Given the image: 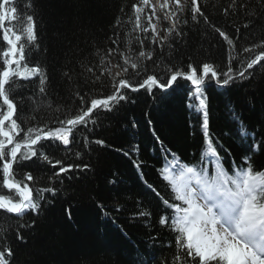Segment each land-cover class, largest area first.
Segmentation results:
<instances>
[{
    "label": "trees",
    "instance_id": "trees-1",
    "mask_svg": "<svg viewBox=\"0 0 264 264\" xmlns=\"http://www.w3.org/2000/svg\"><path fill=\"white\" fill-rule=\"evenodd\" d=\"M139 2L13 0L11 6L17 7L19 14H34L36 21L35 47L22 37L24 61L18 70L24 71L25 64L39 65L46 77L43 85L39 76L12 78L15 83L9 98L16 105L12 119L24 129L17 139L24 137L28 129L47 131L58 126L56 122L66 115H74L80 104L76 93L89 102L110 94L111 78L107 74L101 76L100 71L105 67L113 75L115 68L121 71L124 61L120 54L131 57L147 75H156L161 83L167 79L168 70L180 71L185 76L178 77L167 92L157 87L126 91L128 102L122 101L111 112H94L95 124L79 127L74 133L75 140L68 146L50 140H42L37 146L53 161L63 159L65 164H86L90 171L68 172L50 183L48 178L58 170L50 164L33 157L23 161V167L14 165V181H23L33 189L55 187L57 192L54 197L43 193L45 199L40 202L39 215L28 211L17 217L0 210V228L4 229L0 231V244L13 249L11 264H196L190 258L185 259L184 249L176 241L177 232L159 223L162 214L171 215L161 199L172 202L173 194L171 186L158 175L163 159L170 158L165 149L179 155L188 165L201 159L205 146L201 117L188 107L195 87L186 76L192 68L196 69L198 78L204 79L202 90L207 96L209 135L231 153L226 156L217 148L220 156L233 162L232 168H236L245 154L244 142L238 133L240 122L252 134L247 143L259 145L264 141V69H255L251 80H238L227 86H220L217 80L204 77L202 72L204 63L217 71H227L230 51L236 56L242 47L264 39V0H246V8H238L235 13L230 11L228 15L223 9L231 0H196L207 23L199 15L196 20L192 19L194 6L188 0L177 29L180 36L175 32L168 35L171 23L163 16L159 38L168 35V40L162 44L159 38L157 43H151L155 35L151 29L146 35L139 29L132 30L136 15L133 6ZM240 2L237 0V5ZM145 13L151 14L150 9L144 8L140 13L141 27L147 26ZM118 19L120 25H117ZM220 32L233 41L234 48H229ZM137 38L144 41L145 52H152L151 59L138 57L141 45L136 42ZM112 39L117 40L116 45ZM6 47V42L0 43V61L5 65ZM107 48H115L119 54L107 57L104 65H100L98 53ZM89 67L94 72H88ZM232 67L235 69L237 63H232ZM140 78H146L145 72ZM41 87L45 88L43 94ZM191 100L195 103L194 98ZM0 113H7L2 97ZM10 128L7 121L4 130ZM97 139L104 140L107 146L93 143ZM253 151L256 159L264 164V148ZM225 167L228 168L227 163ZM27 173L33 175V181L24 178L23 174ZM111 180L116 183H109ZM143 181L156 188L160 197L154 194L146 197ZM3 187L0 172V188ZM0 195L16 198L11 190L0 191ZM100 204L105 207L101 209ZM66 209L71 213L70 218ZM140 212L150 215L140 217ZM18 225L25 227L18 228ZM17 231L26 243L16 238Z\"/></svg>",
    "mask_w": 264,
    "mask_h": 264
},
{
    "label": "snow or ice",
    "instance_id": "snow-or-ice-1",
    "mask_svg": "<svg viewBox=\"0 0 264 264\" xmlns=\"http://www.w3.org/2000/svg\"><path fill=\"white\" fill-rule=\"evenodd\" d=\"M187 2L188 0H184L183 3L182 0H164L163 3H160V0H157L164 19L171 23L167 29L168 35L173 32L177 36L181 35L177 29ZM12 3L13 0H0V36H2L0 43L6 42L7 45L6 50L3 51L6 65L4 61H0V68L3 69L0 72V97H2L3 104L7 106V114L0 113L2 115L0 135L3 137L0 139V166H2L0 172H2L4 186L0 188V191L11 190L16 193V198L13 200L5 195H0V210L20 217L28 211L39 215L40 202L45 199L43 193H49L54 197L57 189L55 187L33 189L23 181H14V165L16 168L23 167V161L36 157L58 169L52 177L48 178L50 183L53 180H59L62 174L68 172L91 170L90 166L86 164H65L63 159L53 161L48 155L43 154L41 148L37 147L42 140L59 142L63 146H68L75 140L74 133L79 127L87 128L90 123L95 124L94 112H111L118 109L122 101L128 102L129 97L125 94L126 91L137 92L142 88L151 90L153 87H157L167 92L178 77H184L185 74L180 71L168 70L165 73L167 79L161 83L156 75H147L146 71L137 62L132 61L131 57L120 54L124 61L120 72L113 75L106 67L100 71L101 76L107 74L111 78L110 94L102 98H92L89 102L85 100L84 96L76 93L80 104L74 115H66L65 119L58 120L56 127L47 128L45 125L47 131L40 128L28 129L24 137L17 139L24 129L17 124L16 119H12L16 107L13 99L9 98L15 83L12 78L29 79L32 76H39L41 85H43L46 77L45 70L39 65L28 67L25 64L24 71L18 70L20 63L24 61L22 37L25 42H33L31 47H35L36 21L34 14H19L17 7L11 6ZM191 4L194 6L192 19L196 20L199 15L207 23L208 19L196 4V0H191ZM246 6V0H241L239 5H237V0H231L223 12L228 15L230 11L235 13L238 8L243 9ZM133 8L136 15L132 30L139 29L146 35L151 29L155 33L151 37V43H157L159 33L152 23L153 17L156 16V5H151L149 0H140L139 4L134 5ZM144 8H149L151 14L145 13L147 26L141 27L140 13ZM156 18L159 19V17ZM120 23L121 21L118 19L117 25ZM16 24H20L21 27L16 28ZM216 31L219 32V29ZM168 35L159 38V42L162 44L167 41ZM220 35L225 39L230 49L234 48L233 41L224 32H220ZM136 42L141 45L138 57L141 60L151 59L152 52H145L142 49L144 41L137 38ZM112 44L116 45L117 40L112 39ZM114 54H119L115 48H107L105 52L98 53L101 57L100 65H104L105 59ZM234 62L237 63L235 69L232 67ZM13 65L17 66L16 69L13 68ZM118 67L121 66L118 65ZM129 68L132 69L131 73ZM257 68L264 69V39H261L259 43L242 47L236 56H233L230 51L227 71H217L211 64L204 63L202 72L204 77L210 76L217 80L220 86H227L238 80H251L254 70ZM87 71L92 73L94 69L89 67ZM142 72H145L146 78H140ZM96 79L99 80V76ZM186 79L195 86V92L191 94L195 103H190L188 107L201 117L200 128L205 137V146L201 153V159L192 165L181 163L175 153L165 149L171 159H163V167L158 169V175L161 180L171 186L173 200L170 202L168 199H161V203L171 215L162 214L159 223L167 225L177 232L176 241L184 249L185 259L190 258L196 264H264V164L256 159V152L253 151L254 148H264V141H261L259 145L247 143L248 137L252 134L249 133L247 126L240 122L238 133L244 142L242 147L245 154L241 157L236 168H232L233 162L222 158L217 148L226 156L231 155L229 150L217 138L209 135V113L207 96L202 90L203 79L197 77L195 68H192ZM40 92L43 94L45 88L41 87ZM132 102L135 103V101ZM5 121L11 124L9 130H4ZM149 124H151V120H149ZM153 134L155 135L154 130ZM157 140H159L158 137ZM85 142H87V138H85ZM93 143L102 147L107 146L102 139H97ZM226 163L228 168L225 167ZM136 168L139 171L140 165L137 164ZM23 175L27 181L34 180L31 173ZM109 183L115 184L116 181L111 180ZM143 186L146 197L149 194H154L157 198L160 197V192L147 181H143ZM33 191H35V197ZM98 207L103 209L105 206L100 204ZM66 212H68L67 209ZM68 215L70 218L71 213L68 212ZM138 215L146 217L150 213L140 212ZM32 226H34V222ZM17 227L25 226L18 225ZM0 231H4V229L0 228ZM16 238L26 243L19 231L16 233ZM0 249H3L0 250V264H11V258H13L11 246L0 244ZM176 260L179 261L180 256H177Z\"/></svg>",
    "mask_w": 264,
    "mask_h": 264
},
{
    "label": "bare ground",
    "instance_id": "bare-ground-1",
    "mask_svg": "<svg viewBox=\"0 0 264 264\" xmlns=\"http://www.w3.org/2000/svg\"><path fill=\"white\" fill-rule=\"evenodd\" d=\"M153 1H154L155 4H157V0H153ZM160 3H161V0H160ZM157 5H158V4H157ZM158 6H159V5H158ZM160 11H161V9H160ZM163 16H164V15L162 14V12H160L159 14H157V17H159L160 20H159V19H155V18L153 17L154 19H153V21H152V23H153L156 27H159L158 24L160 23L161 29H162V20H161V18H163ZM161 29H160V30H161ZM157 32L159 33V30H158ZM203 81H204V79H203ZM217 83H218V82H217ZM206 86H207V85H206ZM169 89H170V88H169ZM169 89H168V90H169ZM191 92L194 93V92H195V88H193ZM192 93H191V94H192ZM191 99H193L192 96H190V99H189V101H188V104L193 103V101H192ZM194 112H195V111H194ZM195 113H196V112H195ZM5 114H7V113H5ZM14 114H15V112H14ZM14 114H13V115H14ZM1 119H2V118H1ZM6 122H7V121H6ZM6 122H4V125L6 124ZM3 127H4V126H3Z\"/></svg>",
    "mask_w": 264,
    "mask_h": 264
},
{
    "label": "rangeland",
    "instance_id": "rangeland-1",
    "mask_svg": "<svg viewBox=\"0 0 264 264\" xmlns=\"http://www.w3.org/2000/svg\"><path fill=\"white\" fill-rule=\"evenodd\" d=\"M163 2H164V0H161V3H163ZM149 3H150L151 5H156V16H155L154 18L157 19V18H156V17H157V14H159V13L162 12V11H160L159 6H158L157 4H155L153 0H149ZM182 3H183V0H182ZM162 14H163V12H162ZM159 20H160V19H159ZM161 20H162V18H161ZM158 25H159V27H156V29H157V31H158V30L160 31V29H161L160 23H159ZM154 34H155V33H154ZM113 69H114V68H113ZM114 72L117 73V72H120V71H119V69L115 68V69H114Z\"/></svg>",
    "mask_w": 264,
    "mask_h": 264
},
{
    "label": "water",
    "instance_id": "water-1",
    "mask_svg": "<svg viewBox=\"0 0 264 264\" xmlns=\"http://www.w3.org/2000/svg\"><path fill=\"white\" fill-rule=\"evenodd\" d=\"M13 117V116H12ZM6 122V121H5Z\"/></svg>",
    "mask_w": 264,
    "mask_h": 264
}]
</instances>
